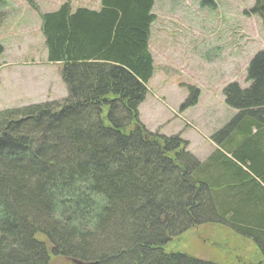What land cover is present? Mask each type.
Here are the masks:
<instances>
[{
  "label": "trees",
  "instance_id": "1",
  "mask_svg": "<svg viewBox=\"0 0 264 264\" xmlns=\"http://www.w3.org/2000/svg\"><path fill=\"white\" fill-rule=\"evenodd\" d=\"M99 1L42 13L67 97L0 110V264H49L50 254L70 264H216L165 251L171 237L216 223L253 242L264 264V50L246 65V88L223 87L235 115L200 162L179 135L150 132L138 117L154 71V0ZM253 6L264 24V0ZM190 89L181 109L196 104ZM113 229L121 250L99 256L93 241L106 245Z\"/></svg>",
  "mask_w": 264,
  "mask_h": 264
},
{
  "label": "rangeland",
  "instance_id": "2",
  "mask_svg": "<svg viewBox=\"0 0 264 264\" xmlns=\"http://www.w3.org/2000/svg\"><path fill=\"white\" fill-rule=\"evenodd\" d=\"M65 1L71 3L72 10L100 4L99 0H0V43L5 48L0 56V109L33 104L48 92L58 97V88L32 89L22 84L25 78L18 73L23 63L30 65L31 57L33 62L42 60V13L53 11ZM211 1L212 5L202 6L200 0H154L151 11L155 18L148 45L154 72L138 107L140 121L147 129L184 138L188 142L185 149L200 161L213 150L209 136L235 114L224 102L223 87L234 81L246 87V65L256 50L264 49L263 21L250 13L254 0ZM38 63L44 69L50 67ZM190 88L198 91L197 102L181 109V103L194 94ZM52 203L54 207L56 200ZM117 232H105L110 236L106 245L96 247L93 241L99 256L118 255L121 248L115 244ZM39 239L45 240L41 236ZM165 246L168 253L183 252L216 264L254 260L253 242L218 223L195 225L171 237ZM48 262L70 264L54 254L49 255Z\"/></svg>",
  "mask_w": 264,
  "mask_h": 264
},
{
  "label": "crops",
  "instance_id": "3",
  "mask_svg": "<svg viewBox=\"0 0 264 264\" xmlns=\"http://www.w3.org/2000/svg\"><path fill=\"white\" fill-rule=\"evenodd\" d=\"M78 7V6H77ZM74 8L72 11H74ZM57 8H55L54 10H56ZM53 11H49V12H54ZM41 42L43 43V39L41 40ZM42 51V55L41 58L42 60L38 61L40 62V64H47V66L50 67H45V69L43 68L42 65H37L39 64L36 61H32L31 57L29 60H31L30 65L28 64H22V68L21 70H19L18 76H23L25 79H22V84H27L29 87H31L32 89L35 88L39 89L41 91L49 89V91H51L53 88H58L60 93L58 95V97H56L55 95L50 94L51 92L46 93V95L42 96L40 95L39 98L41 99H37V102H42V101H46V99H58V98H65L67 95V90H66V86L63 84L62 81V76H61V69H62V65H63V61H56V62H47L46 61V51L45 48H41ZM28 58V57H27ZM34 60V59H33ZM31 72L33 73V76H27L26 73L27 72ZM14 77H17V74H13ZM9 77L7 79V81L9 82Z\"/></svg>",
  "mask_w": 264,
  "mask_h": 264
},
{
  "label": "water",
  "instance_id": "4",
  "mask_svg": "<svg viewBox=\"0 0 264 264\" xmlns=\"http://www.w3.org/2000/svg\"><path fill=\"white\" fill-rule=\"evenodd\" d=\"M74 264H83L82 262L79 261H73Z\"/></svg>",
  "mask_w": 264,
  "mask_h": 264
}]
</instances>
